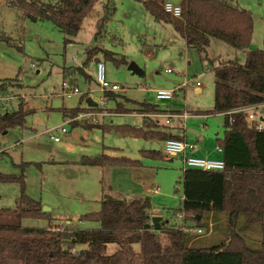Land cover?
I'll list each match as a JSON object with an SVG mask.
<instances>
[{"label":"rangeland","instance_id":"1","mask_svg":"<svg viewBox=\"0 0 264 264\" xmlns=\"http://www.w3.org/2000/svg\"><path fill=\"white\" fill-rule=\"evenodd\" d=\"M107 1L95 3L84 18L81 30L65 44L66 35L51 21H33L9 6L6 0H0V35L6 37L0 41V81H6L9 86L0 93V113L8 111L3 101L6 93L11 96L9 110H17L20 101L25 110H34L26 114L24 127H11L5 134L0 133V174L21 175L26 194L40 200L43 208H50L48 212L55 219L54 224L61 227L98 228V222L79 218L100 209L104 192L118 198L148 196L153 213L168 218L171 225L185 226L180 210L184 167L180 159L143 155L142 151H164V141L125 136L118 127L141 125L142 104H154L164 111L153 115L159 129L176 132L180 120L173 118L169 125L165 114L187 111L191 116L185 124L191 139L207 146L211 141L210 148L214 147L217 140L223 138L225 117L217 113L204 114L214 105L212 67L220 61L242 63L246 52L215 37L210 39L206 53L188 47L171 24L157 22L143 4L135 0H110L114 7L112 16L106 32L96 39L97 22ZM170 1L179 4V0ZM230 3L252 12L254 32L250 48H264V0H230ZM94 45L113 52L117 58L125 56L128 64L119 65L101 51L84 65L85 50ZM97 60L104 62L107 80L120 87L114 98L106 95L109 98L107 114L97 120L106 130L73 126L74 121L69 123L63 114V108L80 106L82 109L86 104V99H82L84 94L96 103L103 96L96 81ZM131 63L140 72L129 69ZM78 67H83L92 78L87 79L84 72L76 69ZM66 68L71 71L64 72ZM65 80L74 84L79 92L65 95ZM158 90L175 94L170 99H158ZM119 104L128 111L118 112L124 111L121 107L117 110ZM84 120L95 123L90 118ZM62 125L67 132L56 129ZM52 135L61 140H53ZM198 141L193 142L198 144ZM103 153L141 159L144 166L101 168L79 163L83 156L96 157ZM20 191L19 182H0V209H14ZM22 225L46 227L49 221L26 218ZM252 231L249 237L253 238L248 240L254 243L260 233ZM208 234H200L204 243L214 242L219 231L213 237ZM117 249L116 244H109L107 251L111 254ZM134 249L139 250V245L135 244Z\"/></svg>","mask_w":264,"mask_h":264},{"label":"trees","instance_id":"2","mask_svg":"<svg viewBox=\"0 0 264 264\" xmlns=\"http://www.w3.org/2000/svg\"><path fill=\"white\" fill-rule=\"evenodd\" d=\"M6 1L33 21H51L66 35L64 43L67 44L81 30L84 18L100 0ZM135 1L143 4L157 22L171 24L188 47L201 53H206L212 37L246 52L242 63L220 61L212 67L214 105L204 114L217 113L225 117L223 138L217 140L223 149L225 168L212 171L183 167V205L180 210L183 221H193L194 224L181 227L154 214L148 196L118 198L109 192H104L98 211L82 214L79 218L98 222V228L61 227L54 224L50 212L43 211L40 200L26 194L21 175L0 174V182L21 184L16 207L0 209V264H264V129L255 128L244 113L237 111L264 102V48H250L254 32L253 14L231 4L230 0H179L180 16L165 10V4L170 0ZM113 9L110 0L103 5L96 39L106 32ZM1 40L6 37L0 35ZM101 51L119 65L128 64L125 56L117 58L113 52L94 45L86 48L84 65ZM76 69L84 72L87 79L92 78L83 67ZM70 71L71 68L64 69V72ZM8 87L6 81H0V93ZM107 94L110 98L116 96L115 92H105L104 95ZM89 97L87 94L82 96L86 99L82 109L80 106L63 108L64 117L73 118L80 112L98 109L92 98L91 102L95 104L87 102ZM24 107L20 101L17 110L0 113V133L11 127L25 126L26 114L34 110L27 111ZM119 107L120 104L117 110ZM139 111L143 115L142 126H119L121 134L145 140L181 138L160 130L158 122L150 117L164 112L157 105L143 103ZM77 121L70 123L87 129L102 127L106 130L98 121ZM142 152L154 158L164 157L158 150ZM79 163L101 168L144 166L141 159L106 153L96 157L83 156ZM26 218L45 219L49 225L23 226L22 220ZM194 228H204L210 237L219 231V236L212 243H204L203 236L192 231ZM252 230L260 233L254 243L248 240L253 238L249 237ZM109 244H116L118 249L109 254ZM135 244L139 245L137 251ZM78 245H87V248L76 250Z\"/></svg>","mask_w":264,"mask_h":264},{"label":"built area","instance_id":"3","mask_svg":"<svg viewBox=\"0 0 264 264\" xmlns=\"http://www.w3.org/2000/svg\"><path fill=\"white\" fill-rule=\"evenodd\" d=\"M165 10L171 13L174 16L181 15V6L177 5L172 2H167L165 4ZM170 72V71H169ZM96 81L99 84L100 90L103 92V96L99 98L97 101V108L96 110H88L85 112H80L73 118H67V121H82L84 119L90 118L92 121L96 122L98 117L101 115L107 114V106H108V99L104 94L105 92H118L120 87L116 83H112L107 80L106 73H105V64L104 62L98 60L96 64ZM197 85L199 83L197 82ZM63 90L64 94L67 96H71L75 93L79 92V89L72 84L69 80H65L63 82ZM175 92L170 90H158L156 92V97L158 99H170L174 96ZM3 101L5 106L7 107L8 111L10 108V101L11 96L6 93L3 97ZM103 109L104 111H99ZM237 111L244 113L250 123L257 129H264V102L242 107ZM189 112H181V113H168L165 114L166 123L171 124L173 118H182L184 120L187 119L189 116ZM56 129H59L62 132H67V128L62 126H57ZM51 138L55 141H60L61 139L57 135H52ZM197 147L196 144L190 143L189 141L183 138H168L164 142V151L163 155L166 158L172 157H180L184 167H193V168H200L203 170H223L225 168V162L223 158H207V157H200L192 153V151ZM216 150L223 153V149L220 146H216ZM192 231L197 232L199 234L203 233L204 230L202 228H194Z\"/></svg>","mask_w":264,"mask_h":264},{"label":"crops","instance_id":"4","mask_svg":"<svg viewBox=\"0 0 264 264\" xmlns=\"http://www.w3.org/2000/svg\"><path fill=\"white\" fill-rule=\"evenodd\" d=\"M179 112H182V111H179ZM185 112H187V111H185ZM189 114H190V112H189ZM155 116V115H154ZM154 116L151 114L150 115V117L152 118V119H154ZM191 116V114L187 117V119L189 118ZM175 119H179L180 120V125L177 127V131L176 132H168V133H171V134H173V135H176V136H180L181 138H183V139H185V140H187V141H189V142H192V143H194L193 141H198V140H194V139H191V137H190V133H189V131L188 130H186V124H185V122L187 121V119L186 120H184V119H182V118H175ZM172 123H173V121H172ZM171 123V124H172ZM142 124H143V115H142V123H141V125H137V126H135V127H139V126H142ZM182 129V130H181ZM161 130V129H160ZM167 132V131H166ZM5 134V133H4ZM193 137H195V138H197V139H199L200 140V137H198L197 135H194V134H191ZM153 139H155V138H153ZM158 139V138H157ZM144 140V139H143ZM150 140V139H149ZM146 141H148V140H146ZM164 142H165V140H163ZM207 142H208V140H207ZM211 142V141H210ZM210 142H208L209 143V146H207L206 144H202V142H199L198 141V144L197 143H195L196 145H197V147L192 151V153L193 154H195V155H197V156H200V157H207V158H222V155H223V153H221V152H219V151H217L216 150V146H218V144H215L214 145V147H211L210 148ZM162 154H163V151L161 152ZM172 158H178V159H180V161L182 162V160H181V158L180 157H172ZM182 164H183V162H182ZM123 198H127L126 196H123ZM154 212V211H153ZM154 214H158V213H154ZM160 215V214H159ZM165 221L166 222H170V220L168 219V218H166L165 219ZM183 223L185 224V226H192L194 223H193V221H183ZM79 246V245H78ZM77 246V247H78ZM84 246H86V248H87V245H84ZM76 247V249H79V248H77ZM82 249V248H81Z\"/></svg>","mask_w":264,"mask_h":264},{"label":"water","instance_id":"5","mask_svg":"<svg viewBox=\"0 0 264 264\" xmlns=\"http://www.w3.org/2000/svg\"><path fill=\"white\" fill-rule=\"evenodd\" d=\"M129 69L140 72V70L137 68V66H136L135 64H133V63H131V64L129 65ZM87 102H88L90 105L95 104L94 102H91V97H89V98L87 99ZM4 133H5V132H4ZM49 210H50V208H48V207H44V208H43V211H49Z\"/></svg>","mask_w":264,"mask_h":264},{"label":"clouds","instance_id":"6","mask_svg":"<svg viewBox=\"0 0 264 264\" xmlns=\"http://www.w3.org/2000/svg\"><path fill=\"white\" fill-rule=\"evenodd\" d=\"M98 61V60H97Z\"/></svg>","mask_w":264,"mask_h":264}]
</instances>
